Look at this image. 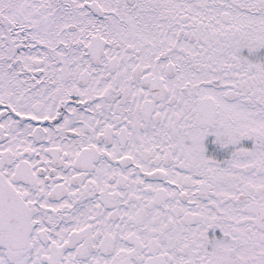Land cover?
<instances>
[{"label": "snow or ice", "instance_id": "6c2138e0", "mask_svg": "<svg viewBox=\"0 0 264 264\" xmlns=\"http://www.w3.org/2000/svg\"><path fill=\"white\" fill-rule=\"evenodd\" d=\"M0 264H264V0H0Z\"/></svg>", "mask_w": 264, "mask_h": 264}]
</instances>
